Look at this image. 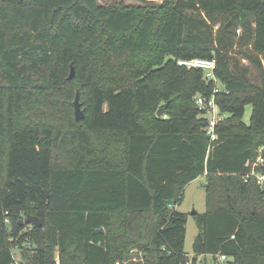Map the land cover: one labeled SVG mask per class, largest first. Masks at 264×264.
I'll return each instance as SVG.
<instances>
[{"label": "trees", "instance_id": "obj_1", "mask_svg": "<svg viewBox=\"0 0 264 264\" xmlns=\"http://www.w3.org/2000/svg\"><path fill=\"white\" fill-rule=\"evenodd\" d=\"M261 55L264 0H0V264H21L17 247L32 264H133V249L135 264H184L176 206L200 175L192 252L264 264V188L245 177L264 147ZM191 57L215 58L227 90L210 146L195 96L215 83L177 64Z\"/></svg>", "mask_w": 264, "mask_h": 264}, {"label": "built area", "instance_id": "obj_2", "mask_svg": "<svg viewBox=\"0 0 264 264\" xmlns=\"http://www.w3.org/2000/svg\"><path fill=\"white\" fill-rule=\"evenodd\" d=\"M177 64L187 68H200L204 71L205 76L208 79H212L215 83L209 96L202 94L195 96L197 110L200 111L201 114H205L207 119L203 131L208 136L210 146L212 142L217 139V132L215 129L217 122L225 117V114L220 111L215 100V94L222 91L227 92L224 84L215 76L214 69L216 66V60L215 58L204 57L179 58ZM263 149L264 147L258 149L259 153L256 160L251 164V171L245 176H255L257 183L262 188H264V173L255 172L254 166L258 163L264 162V157L261 154ZM131 253L132 256L130 261L133 262V264L142 260L143 257L140 250L133 249L131 250ZM233 260L232 256L220 252L200 254L186 252L184 264H233ZM56 264H59L58 260H56Z\"/></svg>", "mask_w": 264, "mask_h": 264}, {"label": "rangeland", "instance_id": "obj_3", "mask_svg": "<svg viewBox=\"0 0 264 264\" xmlns=\"http://www.w3.org/2000/svg\"><path fill=\"white\" fill-rule=\"evenodd\" d=\"M163 1L164 0H98L99 3L107 4V5L119 3L122 5L140 6V7L157 6V5L162 4ZM240 33L241 31L240 32L237 31L238 36L240 35ZM241 49H242L241 45L239 43L236 44L234 52H235V55H237L238 57H241V53L238 52V50H241ZM261 58L264 62L263 55H261ZM241 62L248 64V61L243 58L241 59ZM250 70H251L250 77L256 82H260L261 79H264V75H262L258 70L254 69L252 66H250ZM69 113L70 112L68 111V109L64 111V114L66 115V117L69 116ZM250 113H251V103L247 102L244 105V112L242 115V119L245 123L249 122ZM200 115L205 116V114H200ZM261 154L264 157V150L261 152ZM204 184H205L204 175H200L194 180L190 181L184 188L183 198L181 202L176 206L177 210L187 213L184 249L188 253L192 252V244L195 239V236L197 235L199 231V228L191 212L194 211L198 213H203L205 210ZM21 251L22 249L18 247L13 249L15 260L17 262H19L20 259L23 260L21 264H32L31 261L28 260V258L22 257ZM56 257L57 255L55 256V258Z\"/></svg>", "mask_w": 264, "mask_h": 264}, {"label": "water", "instance_id": "obj_4", "mask_svg": "<svg viewBox=\"0 0 264 264\" xmlns=\"http://www.w3.org/2000/svg\"><path fill=\"white\" fill-rule=\"evenodd\" d=\"M74 76L73 68L70 70L69 78H72ZM74 105V117L76 120H80L84 117V111L81 109L78 96L76 95L73 101ZM162 112V107L158 108L157 115L159 116ZM192 214L194 211L191 212ZM20 222L26 223V224H32L35 227H40L42 225V221L37 215H27L25 218L21 219ZM98 231H103V228H99Z\"/></svg>", "mask_w": 264, "mask_h": 264}]
</instances>
